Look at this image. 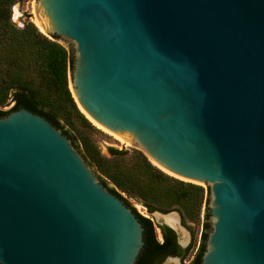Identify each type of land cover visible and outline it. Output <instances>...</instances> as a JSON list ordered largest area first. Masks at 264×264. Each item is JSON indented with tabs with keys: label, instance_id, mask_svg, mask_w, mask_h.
I'll return each mask as SVG.
<instances>
[{
	"label": "water",
	"instance_id": "1",
	"mask_svg": "<svg viewBox=\"0 0 264 264\" xmlns=\"http://www.w3.org/2000/svg\"><path fill=\"white\" fill-rule=\"evenodd\" d=\"M35 13L67 41L86 118L209 189L201 264H264V0H36ZM143 231L61 130L24 108L0 118V264H135Z\"/></svg>",
	"mask_w": 264,
	"mask_h": 264
},
{
	"label": "trees",
	"instance_id": "2",
	"mask_svg": "<svg viewBox=\"0 0 264 264\" xmlns=\"http://www.w3.org/2000/svg\"><path fill=\"white\" fill-rule=\"evenodd\" d=\"M19 1L0 0V107L13 102L9 111L0 110V118L24 108L61 130L95 169L101 183L123 200L142 224L143 247L135 264H162L169 256H178L183 262L192 248L176 249L166 225H157L164 236L163 242L158 241L152 222L140 216L120 193L145 207L149 215L176 211L183 226L202 221L199 253L190 263L201 264L211 230L209 189L165 174L137 151L125 158L126 152L109 148L110 157L103 156L92 139L98 130L79 110L69 89L72 52L57 42V36L55 40L44 36L32 22L16 27L10 15L12 5Z\"/></svg>",
	"mask_w": 264,
	"mask_h": 264
},
{
	"label": "rangeland",
	"instance_id": "3",
	"mask_svg": "<svg viewBox=\"0 0 264 264\" xmlns=\"http://www.w3.org/2000/svg\"><path fill=\"white\" fill-rule=\"evenodd\" d=\"M35 1L36 0H22V1L16 2L15 4L12 5L10 20L16 27L22 28V27H24V25L27 22H32L34 24L33 19H34L35 14H34L33 10L35 7ZM58 42L61 45H63L66 49H68V47L66 46V43H67L66 40L59 39ZM12 106H13V102L9 101V103L6 106L0 107V110L1 111H9ZM88 121H90V120L88 119ZM91 124L98 130L97 132L92 134V139L94 140L95 144L97 145V147L99 148V150L103 156L110 157L109 152H108L109 148H114V149H117L119 151L126 152L125 158H129L131 155H133V153L135 151L143 154L141 149L138 148L137 146H135L134 144L130 143V145H127L125 143H122L119 140H117L115 137H113L110 133L106 132L102 128L95 125L93 122H91ZM109 185L111 187H113L112 184H109ZM204 188H207V187H204ZM120 194L123 198H125L128 201L130 206L132 208H134L140 216H142L140 213H143L145 216H142V217L147 218L152 222V224L154 225V231H155V234H156L158 241H159L161 233H160V229L157 228V225L159 223L162 225H166V222H167L166 218L170 215L174 216L177 219V221H178V218H180L178 212L172 211L170 213L163 214L166 217L162 216V219L158 222L157 219L155 218L154 214L149 215L148 212L145 213L143 211V209L141 208L142 207L141 204L137 203L135 200H133L132 198H130L129 196H127L124 193H120ZM168 214H170V215H168ZM181 227L184 230H182L180 227H178V229L175 231L176 236H177V240L179 241L180 244L184 243V245H183L184 247L192 248V251H191V255H192L193 252H195L200 246L201 234L204 231L203 226H202V221L198 224L197 223H189L187 226H183L181 224ZM162 264H180V262L177 259H174V260L173 259L172 260L165 259L162 262Z\"/></svg>",
	"mask_w": 264,
	"mask_h": 264
},
{
	"label": "bare ground",
	"instance_id": "4",
	"mask_svg": "<svg viewBox=\"0 0 264 264\" xmlns=\"http://www.w3.org/2000/svg\"><path fill=\"white\" fill-rule=\"evenodd\" d=\"M34 14H35V16H34V19H33V22H34V24H35V26L38 28V30L39 31H41L42 33H45V29H44V23H42L40 20H39V18L37 17V15H36V13H35V7H34ZM88 117V119L91 121V122H93L95 125H97L98 127H100V128H102L101 126H99L98 124H96L93 120H91V118H89V116H87ZM103 129V128H102ZM104 130V129H103ZM106 131V130H105ZM107 132V131H106ZM117 140H119L120 142H122V143H125V144H127V145H130V142H128V141H126V140H123V139H120V138H117V137H115ZM154 164H156L155 162H154ZM157 165V164H156ZM158 166V165H157ZM162 171H164L165 173H167L161 166H158ZM167 174H169V173H167ZM171 175V174H170ZM166 217V216H165ZM155 218H157V219H159L160 217L159 216H157V215H155ZM167 222H166V224H168L169 226H171V227H173V228H175V229H178V227H179V225H178V221H177V219L174 217V216H172V215H170V216H168L167 218Z\"/></svg>",
	"mask_w": 264,
	"mask_h": 264
},
{
	"label": "flooded vegetation",
	"instance_id": "5",
	"mask_svg": "<svg viewBox=\"0 0 264 264\" xmlns=\"http://www.w3.org/2000/svg\"><path fill=\"white\" fill-rule=\"evenodd\" d=\"M166 226H167V225H166ZM167 227H168V226H167ZM168 228H169V230H170V232H169L168 234H169L171 237L174 236V238H175V241H174L175 248L177 249V247H179L180 250L185 249L186 247H182V246L179 244V242H178V240H177L176 232H175L173 229H171L170 227H168ZM160 233H161V232H160ZM159 241H160V242H163V241H164V236H163L162 233H161V235H160ZM180 252H181V251H180ZM198 253H199V248H198L195 252H193V254L190 255L188 259L184 260L183 262L180 260V257H178V256H174V257L169 256V257H166V259H167V258H173V259H177V260L180 262V264H190L193 260H195L196 255H197Z\"/></svg>",
	"mask_w": 264,
	"mask_h": 264
},
{
	"label": "built area",
	"instance_id": "6",
	"mask_svg": "<svg viewBox=\"0 0 264 264\" xmlns=\"http://www.w3.org/2000/svg\"><path fill=\"white\" fill-rule=\"evenodd\" d=\"M142 209H143V211L146 213L147 212V210H146V208L145 207H141ZM142 216H145L143 213H140Z\"/></svg>",
	"mask_w": 264,
	"mask_h": 264
}]
</instances>
